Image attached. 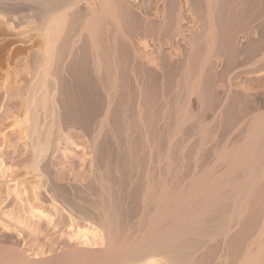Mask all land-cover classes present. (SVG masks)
<instances>
[{
    "label": "bare ground",
    "instance_id": "obj_1",
    "mask_svg": "<svg viewBox=\"0 0 264 264\" xmlns=\"http://www.w3.org/2000/svg\"><path fill=\"white\" fill-rule=\"evenodd\" d=\"M140 14L129 0H0V82L19 59L33 76V163L65 129L86 136L109 247L0 264H264V0H160L155 19ZM148 39L156 56L143 60ZM178 40L184 59L170 55Z\"/></svg>",
    "mask_w": 264,
    "mask_h": 264
},
{
    "label": "rangeland",
    "instance_id": "obj_2",
    "mask_svg": "<svg viewBox=\"0 0 264 264\" xmlns=\"http://www.w3.org/2000/svg\"><path fill=\"white\" fill-rule=\"evenodd\" d=\"M98 3L97 1L99 7ZM129 3L133 11L155 19L154 8L160 5V0H139L137 2L129 0ZM79 7L82 9L84 5L81 4ZM185 14V22H187L184 27L188 26L185 29L197 32V27L192 24L194 19L187 13ZM188 35L190 36L189 32L186 37L190 38ZM150 41L147 40L149 49L137 45V53L143 60L156 56L155 44ZM135 43L138 42L135 40ZM173 49H170V53L172 52L170 55L173 56L174 51L176 53L178 51L182 59L186 58L190 52L182 40L175 41ZM149 53L153 55L149 57ZM212 58L215 59L214 54ZM23 66V60H17L13 66L12 73L14 74H11L7 81H4L5 76L4 78L0 75V80L4 78L1 82L6 86L5 88L0 86V257L10 258V256L22 254L28 260L36 262L49 261L54 256L55 258L66 256L71 260L81 259V256L77 254L82 252L102 254L109 247L108 240L100 230V219L96 217L101 211V205L98 202L99 193H97L99 176L94 172L92 158L88 154L87 138L79 130L67 128L68 130L65 129L63 132L65 136L60 138L53 152L44 154L45 160L42 158L43 160L37 165L33 163L34 151L31 146L33 140L29 139L28 135L31 134V130L26 129V124H24L26 116L23 111L28 101L27 97L29 98L28 89L33 76L28 77ZM11 87L14 88L10 93ZM194 101V97H191V106H193L191 110L195 113L197 109ZM210 119L211 116L206 114L205 122L209 123ZM169 131L162 130L163 136L174 134L172 133L174 130ZM83 145L86 146L83 147ZM164 145L166 148V144ZM209 158L207 160L211 164L214 157ZM207 160L205 159L204 163H207ZM200 163L199 166L203 167ZM185 171L187 173L189 170ZM37 192L38 198L35 199ZM134 224L133 222L131 224L133 227H131L128 223L133 233L139 226L137 223L136 226ZM129 236L130 233L127 238ZM255 249L254 245L252 250ZM159 258L154 257L140 264H166ZM214 263L225 264L224 260L221 263L219 260ZM227 264L230 263L227 262Z\"/></svg>",
    "mask_w": 264,
    "mask_h": 264
}]
</instances>
